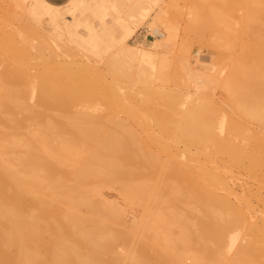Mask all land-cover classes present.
Segmentation results:
<instances>
[{
	"label": "bare ground",
	"instance_id": "bare-ground-1",
	"mask_svg": "<svg viewBox=\"0 0 264 264\" xmlns=\"http://www.w3.org/2000/svg\"><path fill=\"white\" fill-rule=\"evenodd\" d=\"M8 1L67 26L63 5ZM144 1L130 6L142 19L150 11ZM0 17V264H264L261 233L250 239L249 227L245 243L231 255L223 250L246 219L228 178L244 155L250 171L262 161L229 133L217 135L211 100L186 93L181 106L179 93L153 87L149 75L138 78L141 88L119 92L75 55L45 56L28 31L5 22L14 13ZM137 20L103 56L112 77L131 65L143 75L171 36L154 27L153 44H131ZM105 187L139 206L138 218L127 224L124 206L106 199Z\"/></svg>",
	"mask_w": 264,
	"mask_h": 264
},
{
	"label": "rangeland",
	"instance_id": "rangeland-1",
	"mask_svg": "<svg viewBox=\"0 0 264 264\" xmlns=\"http://www.w3.org/2000/svg\"><path fill=\"white\" fill-rule=\"evenodd\" d=\"M67 1L60 3L63 5L60 9L64 12V23L67 26L48 22L45 17H33L16 7L13 1L0 0V12L8 10L9 13H14L17 17L5 22L9 21V25L28 31V38L33 44L38 42L46 46H43L45 56H49L51 51L62 57L71 58L75 55L74 58L98 67L107 79H113L119 92L127 88H141L142 82L138 78L149 75L148 79H151L149 82L153 87L171 88L179 93L180 105L184 103L186 93L192 95V98L198 95L211 100L215 108L213 125L217 135L224 137L229 133V137L237 145L246 152L254 150L255 157L262 161L250 171L248 157L244 155V164L234 167L232 176L228 178L235 193V199L232 197V200L236 203L237 198L241 208L246 207L248 211L242 208L246 219L238 227H234L233 231L230 230L232 234H227L224 242L227 243L224 245L231 247L225 249L224 246L223 250L231 255L237 245L240 246L256 234L255 239L260 238L259 241L263 242L264 0H197L195 4L192 0H143V5L150 10L147 17L144 15V19L142 15H135L139 12L134 11L136 7L130 9L135 0H72L70 4ZM191 4L195 5L198 12L196 16H191ZM135 19L139 21L137 20L136 28L128 39L131 44L144 47L153 44L154 36L150 32L154 27L169 30V33L172 32L171 36L167 41L163 39L161 46H158L161 56L154 59V70L150 64H146V74L140 76L136 66L131 65L127 74L112 77L103 63V56L106 51L112 50L113 40L122 37L127 25L132 24ZM172 27H175L174 32L171 31ZM158 71H162L163 78L157 77ZM229 81L231 82L228 84ZM190 101H186V104ZM179 144L182 145L181 142ZM217 156L220 161L227 159L225 155ZM102 193L106 199L124 206L127 224L138 218L140 207L124 201L114 188L105 187ZM243 196L251 201L250 208L241 202L240 197ZM249 223L251 226V223L254 224L253 228ZM248 230H253L254 233L256 230V233L250 234ZM248 233L253 236L248 238ZM260 233L263 238L258 236ZM231 235L235 237L233 245H229Z\"/></svg>",
	"mask_w": 264,
	"mask_h": 264
},
{
	"label": "crops",
	"instance_id": "crops-1",
	"mask_svg": "<svg viewBox=\"0 0 264 264\" xmlns=\"http://www.w3.org/2000/svg\"><path fill=\"white\" fill-rule=\"evenodd\" d=\"M50 3L61 5L60 3L65 2L66 0H47Z\"/></svg>",
	"mask_w": 264,
	"mask_h": 264
}]
</instances>
